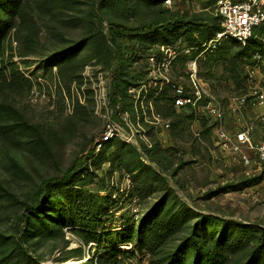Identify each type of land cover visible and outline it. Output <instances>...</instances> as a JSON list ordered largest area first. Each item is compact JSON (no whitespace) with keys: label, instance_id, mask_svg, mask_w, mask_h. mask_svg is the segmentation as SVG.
I'll return each instance as SVG.
<instances>
[{"label":"rangeland","instance_id":"1","mask_svg":"<svg viewBox=\"0 0 264 264\" xmlns=\"http://www.w3.org/2000/svg\"><path fill=\"white\" fill-rule=\"evenodd\" d=\"M215 1L0 0V264H98L109 248L121 255L107 264H192V241L217 264L264 263V165L252 153L233 163L208 119L172 106V85L188 92L194 48L219 24ZM162 45L177 50L167 74L150 61ZM196 70L219 101L245 92L251 72L264 88V46L224 42ZM112 124L118 136L99 144ZM152 216L168 235L139 251Z\"/></svg>","mask_w":264,"mask_h":264},{"label":"built area","instance_id":"2","mask_svg":"<svg viewBox=\"0 0 264 264\" xmlns=\"http://www.w3.org/2000/svg\"><path fill=\"white\" fill-rule=\"evenodd\" d=\"M163 3L170 5L171 0H164ZM213 8L219 20V29L207 36L198 48H194L199 53L188 64V92L181 86L172 85V106L181 113L199 112L208 119L215 126V146L224 157L233 163L247 166L252 153L260 167L264 165V137L258 134L257 123L264 121V117L243 120L242 112L249 108L264 112V88L253 83L254 73L251 72L245 92L229 96L224 102L219 101L213 96L208 85L198 77L196 59L201 54L213 52L224 42L231 41L245 46L255 29L264 26V0H216ZM260 40L264 42V35ZM190 50L191 48L185 47L184 51L188 53ZM176 55L175 46L162 45L160 57L156 59L153 55L150 61L157 63L158 71L162 70L167 74ZM253 57L259 60L261 55L255 52ZM160 76L166 80V75L162 76L161 73ZM117 132V124L107 125L99 136V144L117 137Z\"/></svg>","mask_w":264,"mask_h":264},{"label":"trees","instance_id":"3","mask_svg":"<svg viewBox=\"0 0 264 264\" xmlns=\"http://www.w3.org/2000/svg\"><path fill=\"white\" fill-rule=\"evenodd\" d=\"M158 2L161 3V5L163 4V0H157ZM216 20H218V18H215ZM178 23H184V21H182V19H178L177 20ZM219 29V24H216L215 26H213L211 28V32L210 33H214L215 31H217ZM264 30V26H260L257 27L254 31V34L252 36V38L248 41V43L244 46V47H248L249 44L252 41H256L258 45L260 46H264V42H262L260 39H257L255 36L256 34L260 35V32ZM257 52V51H256ZM115 103H117V96L116 94H109V105L111 107H113L115 105ZM182 115H184L187 118H192V113H185L182 112ZM92 153V152H90ZM99 158L101 157V154L98 155ZM81 160L80 159H76L72 165L69 167L68 171L70 174L75 172L80 165ZM79 178V176H78ZM57 178H50L45 180L42 185L45 184H54L56 183ZM43 201H37L35 202V204L31 207H29V211L33 212L35 217H38L40 220L42 219V217H39L42 209H43ZM76 208V206H75ZM25 218H26V223H28V227L29 226V220L31 218L30 214H25ZM156 218H159L158 216H152L149 217L148 220H146L145 222L142 223L140 230H139V235H138V243L136 245V249L141 251L144 248H149L151 245L155 244V243H159L161 241H164L163 239L167 237V233L168 230L165 228V226L160 223L158 220H156ZM79 222H83V221H78ZM33 225V224H32ZM83 228L87 229L88 231H94L95 228H93V226H88V225H83ZM29 229V228H28ZM28 231V230H27ZM25 235H27V232H25ZM93 233H87V237L88 240L87 242H94L95 237L93 236ZM216 247H218V242H216ZM219 247H221V245L219 244ZM191 248H192V252H193V262L192 264H217L218 262V254H216V250L215 253L212 252L209 249H206L204 247V245L202 243H197L192 241L191 242ZM218 251V250H217ZM121 252H119L116 249L113 248H109L108 250L103 251L102 253H100L98 255V259H99V263L98 264H107V262H111L112 260L117 258V256H120ZM178 258V256H176V259ZM176 259H170L169 263L171 264L172 261H176ZM174 264H178L177 262H175ZM264 264V263H262Z\"/></svg>","mask_w":264,"mask_h":264},{"label":"bare ground","instance_id":"4","mask_svg":"<svg viewBox=\"0 0 264 264\" xmlns=\"http://www.w3.org/2000/svg\"><path fill=\"white\" fill-rule=\"evenodd\" d=\"M79 261V260H78Z\"/></svg>","mask_w":264,"mask_h":264}]
</instances>
